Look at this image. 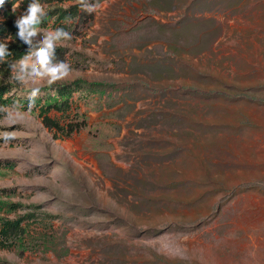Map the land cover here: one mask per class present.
Returning a JSON list of instances; mask_svg holds the SVG:
<instances>
[{"label": "rangeland", "instance_id": "obj_1", "mask_svg": "<svg viewBox=\"0 0 264 264\" xmlns=\"http://www.w3.org/2000/svg\"><path fill=\"white\" fill-rule=\"evenodd\" d=\"M89 2H39L76 11L57 47L67 75L15 82L0 64L21 97L103 86L49 114L85 119L70 137L36 109H0V191L22 207L0 218L38 219L23 224L36 249L0 264H264V0Z\"/></svg>", "mask_w": 264, "mask_h": 264}, {"label": "trees", "instance_id": "obj_2", "mask_svg": "<svg viewBox=\"0 0 264 264\" xmlns=\"http://www.w3.org/2000/svg\"><path fill=\"white\" fill-rule=\"evenodd\" d=\"M49 2V0H45ZM23 5H27L30 0H20ZM39 3L40 0H37ZM15 0H5L3 6H0V38L6 37L9 33L15 37L17 29L15 27L16 14L12 11V6ZM25 3V4H24ZM76 11L70 9H60L56 12L48 11L45 20L42 22L40 28H45L52 22V27L58 28L62 27L69 31L71 24H68L70 20L75 19ZM55 19H57L55 21ZM73 21V20H72ZM14 44H9V50L11 55L7 58L8 61L14 62L22 58L26 53V48L20 45L18 41L14 39ZM63 49L56 48L57 60H64ZM7 66V64H5ZM90 86L89 90L96 87H103L99 83H87L84 80H78L74 83L62 84V85H50L45 88L39 89L35 94L33 90L27 91L32 94V96L21 97L19 94H12V89L15 88L13 85H1L0 86V109L14 107L20 108L21 110H31L36 109L39 115L43 118V122L47 128L56 133L62 134L63 137H70L74 133L81 131L85 126V119L81 122H70L67 125H61V123L51 119L49 114L52 111L62 113L63 115H68L73 108V96L75 91L83 90L84 87ZM21 93H26V91H21ZM8 190L0 191V211L12 213L19 210L21 205H16L13 203H8L3 200V198L8 197ZM27 219L31 221H37L34 219V215L30 214L23 216L16 220H9L5 218H0V250L15 249L20 251H31L35 250L36 246L29 243L28 239L32 236L29 235V226L25 227L23 224Z\"/></svg>", "mask_w": 264, "mask_h": 264}, {"label": "clouds", "instance_id": "obj_3", "mask_svg": "<svg viewBox=\"0 0 264 264\" xmlns=\"http://www.w3.org/2000/svg\"><path fill=\"white\" fill-rule=\"evenodd\" d=\"M5 0H0L3 6ZM20 6V0H15L12 11L15 12ZM88 13L95 12L99 5L80 0L79 5ZM47 14V5L38 3L37 0H30L26 10L15 21L17 32L15 37L9 33L0 39V64H7L10 73L9 79L15 82H29L35 84L38 80L47 79L49 84L67 75L69 65L66 61L55 59L56 48L62 46V41L71 39V33L62 27L49 29L42 32L39 40L37 34L41 33V24ZM53 25V23H51ZM52 25L49 26L52 28ZM15 39L20 45L26 48V54L14 62L8 61L11 55L9 41ZM35 41V43L33 42ZM38 88L33 89V94L38 92Z\"/></svg>", "mask_w": 264, "mask_h": 264}, {"label": "bare ground", "instance_id": "obj_4", "mask_svg": "<svg viewBox=\"0 0 264 264\" xmlns=\"http://www.w3.org/2000/svg\"><path fill=\"white\" fill-rule=\"evenodd\" d=\"M69 145H70V143H68V144H65V145H63V146H68V147H69Z\"/></svg>", "mask_w": 264, "mask_h": 264}]
</instances>
